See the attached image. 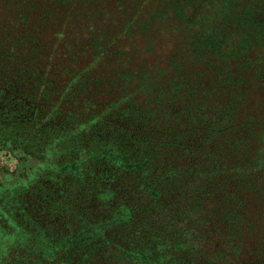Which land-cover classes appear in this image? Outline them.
I'll return each mask as SVG.
<instances>
[{
  "label": "trees",
  "instance_id": "1",
  "mask_svg": "<svg viewBox=\"0 0 264 264\" xmlns=\"http://www.w3.org/2000/svg\"><path fill=\"white\" fill-rule=\"evenodd\" d=\"M96 2L0 0V151L17 160L0 167V228L10 244L33 227L14 204L44 190L63 239L0 264H264V0L136 15L125 36L152 20L178 33L155 62ZM71 4L90 14H56Z\"/></svg>",
  "mask_w": 264,
  "mask_h": 264
},
{
  "label": "rangeland",
  "instance_id": "2",
  "mask_svg": "<svg viewBox=\"0 0 264 264\" xmlns=\"http://www.w3.org/2000/svg\"><path fill=\"white\" fill-rule=\"evenodd\" d=\"M170 0H97L96 3H99L97 7V13L95 14H101L102 16V22L101 24H108L109 22L113 21L111 26L109 27L107 32L111 29L110 32H118L122 31V41L119 40L120 42H123V47H128L132 49L130 54L131 58H142V56L149 58L152 62H155L157 58H159L160 54H167L165 52L166 47H172L174 43H176V35L178 36V33L176 29H168L169 31H164L163 29V24L158 22V20H152L150 22V27L146 28L145 30L137 31V32H131L130 34L125 36L126 27L130 25L129 21L130 20H135V16L139 15L140 17L143 16L142 14H163L162 12L167 11L168 7V2ZM96 3L93 4L91 9H95ZM90 5V4H89ZM88 5V6H89ZM74 4H71L69 8H66L64 6H60L58 11H56V14H70L71 11L73 10H81L77 14H90V12H87V7L88 6H79L77 5L76 7H73ZM240 8V5H237ZM201 8V7H200ZM216 6L210 8L209 13L212 14L216 10ZM42 5H40L39 10H42ZM203 9H208L203 8ZM19 9H17V12H20ZM63 11V13H62ZM199 12L197 10H193L191 14L193 16L197 15ZM4 14V13H3ZM5 14H12L11 11H6ZM30 14H42V11L39 12L36 9H33ZM145 17L147 15H144ZM136 21V20H135ZM166 21V19L162 20ZM64 27V26H63ZM58 30H63V28H59ZM148 30V31H146ZM156 34V35H154ZM146 35L149 36H155L156 41L153 43L155 45V49L148 50L147 42L149 39L146 38ZM170 38V39H169ZM152 51V52H151ZM204 60L203 57H200L198 62H202ZM202 68V67H200ZM249 154V153H247ZM245 154V155H247ZM17 160L15 157L7 152L6 150H1L0 151V167L1 168H9V169H14L16 165ZM52 167L56 166V163H51ZM52 167H49L47 165L42 166V168H47L50 169ZM66 167V166H64ZM237 170L241 172L243 169L237 167ZM261 169L256 168V172L260 173ZM43 188V187H42ZM18 189V188H17ZM44 190L43 193L40 192L36 194L35 191H31L26 193V197L23 199H20L21 196H18L17 194V199L16 203L14 204L18 208L17 215H19L18 221L26 224L28 220H31L33 224H31L33 227H30L28 230H24V228H18L15 234V240L11 242L10 244H6L5 242V234L6 232L3 230V228H0V256L2 254H5L8 252L9 247L12 245L14 246L17 244L16 249L18 253H23V255L27 256H38V252H34L35 249L33 248V252H29L28 248L23 247L24 244L30 245V241L33 240L35 241L33 245L38 246L41 245L42 250L45 251L47 255H50L51 258H53V254L56 253L59 247L60 241L63 242L62 238H59L56 241H53V238H50L47 234L48 231L46 230L48 228V224L52 223L55 224L52 221V216L51 214L56 212L55 208L48 207L49 205L45 201V195H44ZM58 206V205H57ZM39 214H42L41 221L42 222H36V217H39ZM36 218V219H34ZM41 225V226H40ZM67 240H71V238H68ZM64 240V241H67ZM75 239H72L74 241ZM13 243V244H12Z\"/></svg>",
  "mask_w": 264,
  "mask_h": 264
}]
</instances>
